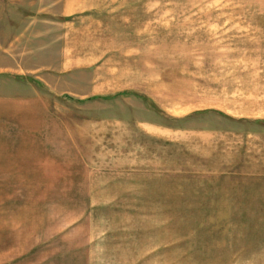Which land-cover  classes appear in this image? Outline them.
Instances as JSON below:
<instances>
[{
    "label": "rangeland",
    "instance_id": "rangeland-1",
    "mask_svg": "<svg viewBox=\"0 0 264 264\" xmlns=\"http://www.w3.org/2000/svg\"><path fill=\"white\" fill-rule=\"evenodd\" d=\"M0 264H264V0H0Z\"/></svg>",
    "mask_w": 264,
    "mask_h": 264
},
{
    "label": "bare ground",
    "instance_id": "bare-ground-1",
    "mask_svg": "<svg viewBox=\"0 0 264 264\" xmlns=\"http://www.w3.org/2000/svg\"><path fill=\"white\" fill-rule=\"evenodd\" d=\"M127 252V251H126ZM129 253V252H128ZM123 255V254H122ZM126 261V260H125ZM132 261V260H131ZM124 263V262H123Z\"/></svg>",
    "mask_w": 264,
    "mask_h": 264
}]
</instances>
